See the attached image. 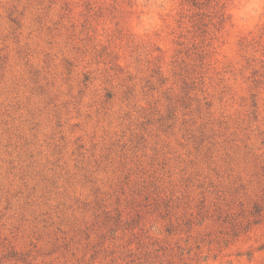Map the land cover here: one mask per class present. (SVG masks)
<instances>
[{
    "label": "rangeland",
    "instance_id": "1",
    "mask_svg": "<svg viewBox=\"0 0 264 264\" xmlns=\"http://www.w3.org/2000/svg\"><path fill=\"white\" fill-rule=\"evenodd\" d=\"M0 264H264V0H0Z\"/></svg>",
    "mask_w": 264,
    "mask_h": 264
}]
</instances>
